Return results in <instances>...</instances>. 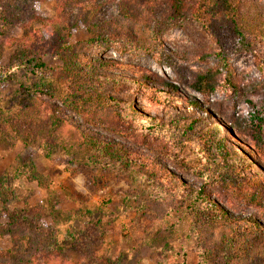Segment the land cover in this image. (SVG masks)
Segmentation results:
<instances>
[{"label": "trees", "instance_id": "1", "mask_svg": "<svg viewBox=\"0 0 264 264\" xmlns=\"http://www.w3.org/2000/svg\"><path fill=\"white\" fill-rule=\"evenodd\" d=\"M53 1L55 16L37 15L34 21L44 29L37 41L61 65L48 70L35 42H27L19 62L0 67V79L14 75L17 84L10 112L0 110L7 135L25 144L43 137L47 155L62 149L73 157L76 171H114L144 186L157 201L164 198L162 206L170 213L185 211L195 264H264V118H251L253 98L264 110V79L245 83L225 56L249 50L252 40L264 42V7L257 0ZM187 19L213 40L223 64L190 72L186 88L207 99L223 84L232 90L233 107L248 105L250 118H226L151 67L88 55L92 49L140 44L139 30L146 23L179 25ZM79 27L90 38L71 44ZM21 44L15 40L13 45ZM204 60V54L191 58ZM165 65L171 67V59ZM136 97L145 105L138 106ZM180 172L194 180L188 182ZM51 206L52 221L73 217L61 212L58 201ZM59 250L43 253L47 264L61 255ZM1 258L8 256L0 253ZM185 261L183 251L168 248L161 264ZM20 264L39 262L30 257Z\"/></svg>", "mask_w": 264, "mask_h": 264}, {"label": "rangeland", "instance_id": "2", "mask_svg": "<svg viewBox=\"0 0 264 264\" xmlns=\"http://www.w3.org/2000/svg\"><path fill=\"white\" fill-rule=\"evenodd\" d=\"M257 3L264 7V0ZM55 9L53 0H0V67L19 62L21 47L27 42H35V49L42 55L48 70L61 65L48 47L37 41L44 35V29L34 21L37 15L53 18ZM110 11L111 7L103 9L99 17ZM153 22L139 30L140 44L116 45L108 51L92 49L88 55L151 67L205 105L213 104L226 118L232 115L250 118L248 105L233 107L232 90L223 84L207 99L186 88L185 80L190 72L218 69L223 64L213 40L197 23L188 19L179 25ZM89 38L83 27H79L71 33L70 42H85ZM15 40L21 41L20 47L13 45ZM203 54V62L191 61L193 56ZM225 56L245 83L264 79V42L252 40L249 50L228 52ZM168 59H171V67L165 65ZM18 73L13 72L15 76ZM15 78L13 75L0 79V110L5 115L13 105L9 101L17 89ZM135 102L138 106L145 105L139 97ZM253 105L251 118H264V110L256 98ZM2 123L4 121H0V253L8 258H1L0 264H20L30 257L39 264H47L43 253L53 248L60 249L61 255L54 256L49 264H161L168 248L183 251L185 264L196 263L192 245L186 239L185 211L170 213L162 206L164 198L157 201L144 186H136L114 171L77 167V172L76 164L70 161L73 157L62 149L47 155L43 137L37 136L25 144L17 135H7ZM185 156L192 166L196 165L192 156L187 153ZM180 174L188 182L194 180L187 173ZM117 195H125L126 199L120 201ZM55 201L59 202L57 207L61 212H70L73 217L52 221L51 205ZM166 201L172 204L170 199ZM71 226L73 233H69Z\"/></svg>", "mask_w": 264, "mask_h": 264}]
</instances>
